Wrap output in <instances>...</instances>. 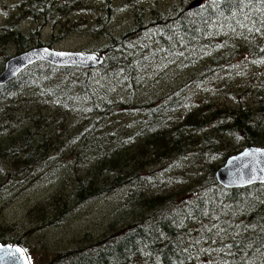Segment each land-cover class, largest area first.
I'll return each instance as SVG.
<instances>
[{
    "label": "trees",
    "instance_id": "1",
    "mask_svg": "<svg viewBox=\"0 0 264 264\" xmlns=\"http://www.w3.org/2000/svg\"><path fill=\"white\" fill-rule=\"evenodd\" d=\"M22 1L18 11L33 27L70 18L75 28L99 33L116 10L114 0L94 1L100 7L90 0ZM121 4L127 11L134 5V28L128 33L132 40L125 49L124 36L104 37L108 43L96 50L104 56L96 69L105 80L137 79L158 56L166 61L176 58L185 67H198V78L212 79L239 58L243 70L246 66L255 68L254 84L243 91L251 101L229 107L211 97L192 99L191 92L189 98L177 96L182 89L178 88L144 103L116 100L111 105V93L100 86L103 80L93 70L56 68L44 63L28 67L15 80L0 86V103L14 102L16 82L32 80L34 91L42 97L36 102L61 114L52 112L41 120L44 127L55 124L56 132L41 133L36 127L24 139L0 144V160L7 167L1 173L7 186L15 187L17 180L40 172L50 156L65 150L75 154L71 160L74 165L85 158L96 163L88 165L87 177L74 176L71 191L64 194V188L58 190L63 203L54 204L49 217L39 204L27 212V217H35L31 220L36 225H45L62 216L68 202L79 207L98 197L117 195L120 190L128 192L127 200L132 198L138 211L128 224H110V230L125 225L119 232L77 251L60 253L48 264H264V185L227 190L214 180L215 170L229 156L247 147H264V0H210L194 9L173 5L165 14L158 12L154 4L150 32L143 27L152 7L147 8L141 0H121ZM81 10L88 14L87 20L75 18ZM16 17L13 14L10 19ZM1 34V41L15 45V55L42 47L40 40L35 45L29 43L19 23L2 29ZM235 37L242 41L238 44L228 39ZM193 78L194 74L186 83ZM53 80L58 81L57 86L45 87ZM116 106L138 122L127 133L107 130L98 123ZM5 121L0 118V142L7 140L3 137L7 130L11 134L14 129ZM73 126L76 143L71 138L66 142ZM35 136L40 137L38 142ZM226 137L233 141L228 142ZM75 148L79 152L73 153ZM213 156H219L217 165L211 164ZM161 165L175 166L179 174L193 169L179 193L172 191L163 196L160 187L157 194L145 187V177L152 176V168ZM0 242L18 245L28 253L29 247L16 235ZM44 259L40 254V260Z\"/></svg>",
    "mask_w": 264,
    "mask_h": 264
},
{
    "label": "rangeland",
    "instance_id": "2",
    "mask_svg": "<svg viewBox=\"0 0 264 264\" xmlns=\"http://www.w3.org/2000/svg\"><path fill=\"white\" fill-rule=\"evenodd\" d=\"M90 1L92 5L100 7L94 2L97 0ZM114 1L116 10L111 12V22L99 29V33H97L85 27L75 28L74 22L70 18H64L58 24L36 25L33 27L29 19L23 18L18 11V7L23 4L22 0H0V37H3L1 34L2 29L19 23L20 31L29 37V43H34L35 45L36 41L40 40V46L44 49L51 48L56 51L98 54L99 52H96V50L100 49L104 43L107 44V39L111 37L118 39L121 36L125 37L123 38L122 47L127 49L132 40V36H128L129 29L134 28L131 25L135 18L132 13L134 5L131 4L127 11L124 9V4H121V0ZM194 1L204 4L210 0H141V3L146 5L147 8L152 7L151 11L144 17L146 24L143 29L148 30V27L153 24L152 12L156 9L154 4L159 8L160 11L158 12L165 14L173 5L187 9ZM13 14L17 16L14 20L10 19ZM75 18L87 20L89 16L81 10ZM35 30H39L38 34L30 36ZM53 38L55 39L54 43L51 42ZM228 39L238 44L242 41L239 37ZM100 52L103 51L100 50ZM14 55L15 45L13 46L11 43H4L0 40V74L4 68L5 58H11ZM39 57L41 60L42 54ZM238 60L239 58H237L236 64L226 66L223 71L216 73L212 79L198 78L200 75L198 67H185L176 58L167 59L166 61L160 56L148 66L149 68L145 73L132 81H126L122 78L112 81L110 79L105 80L98 69L93 71L99 79L103 80L100 86L111 93L112 98L109 100L111 105L116 100L123 102L134 100L135 102L141 101L140 103H144L161 97L162 94L169 90L182 88L177 92V96L186 95L189 98V92H191L192 99L211 97L218 99L222 105L236 107L237 105H246L243 102L251 101L248 98V93L243 91L251 89L250 85L254 84L252 78L255 74L254 67L246 66L247 69L243 70L244 66ZM193 74L195 78L186 83L188 77ZM57 85L58 81L53 80L48 82L45 87L52 88ZM33 86L34 82L32 80L27 78L18 80L15 86L18 93L13 97L14 102L6 101L0 103V118L6 119L5 125L10 124L14 128L11 134H9L10 130L5 132L3 137L7 140L1 141V146L20 138L24 139L36 127L41 133L53 130L56 132L55 124H49L44 127L41 125V120L45 115H50L52 112H54L53 115L61 114L56 112V109L52 108L51 110V107L37 103L36 101L41 100L42 97L38 92L34 91ZM249 109H253L252 104H249ZM69 122L70 120H67V123ZM98 123L102 124L107 130L117 129L124 133H127L138 124L132 114L123 108H119V106L109 109L105 117L98 120ZM73 125L75 126L76 122ZM74 126L68 133L69 136L65 139L66 142L71 138L76 143V138L73 137ZM85 132L89 135L91 134V131ZM85 132L81 135L82 138L86 137ZM65 133L67 136V130ZM226 138L228 142L233 141L230 137ZM34 139L38 142L40 137L35 136ZM53 141L51 140L47 147ZM62 144L68 145V143ZM72 152H79V148H75ZM74 156L75 154L71 155L70 150L50 156L49 162L44 169L30 177H22V179L17 180L15 187L7 186L6 177L1 173V170H7V167L0 160V186L3 185V190H0V239L7 240L15 237V235L18 236L19 240L29 247L28 253L33 264H48L60 253L73 252L96 244L106 236L119 232L125 226L110 230V224L118 225L124 221L128 224L138 212L134 209L135 203L132 198L127 200L126 195L128 192L120 190L117 195L111 194L98 197L79 205V207L68 202L69 204L64 208L67 211L62 216L50 219L45 225H36L31 220L35 217H27L28 211L39 204L41 208L49 212L46 216L49 217L53 212V205L63 203V198L57 195L58 190L64 188V194L68 193L73 188L75 175L85 178L88 176V165L96 166L95 160L86 158L80 164L74 165L73 161H71ZM211 160L214 161L211 164L217 165L220 162L219 156H213ZM161 166L162 168H152L153 175L145 177L144 185L155 194H157V188L160 187L161 191L159 193L163 196L168 195L172 191L179 193L184 179L186 177L189 178L193 172V169L190 168L185 171L187 174H179L180 170L176 169L175 166L171 168H169L171 165L168 168L166 165ZM2 178L4 179L2 180ZM84 239H89L90 242L82 244L81 241ZM0 244L4 245L3 243ZM40 254L45 256L44 260H40Z\"/></svg>",
    "mask_w": 264,
    "mask_h": 264
},
{
    "label": "water",
    "instance_id": "3",
    "mask_svg": "<svg viewBox=\"0 0 264 264\" xmlns=\"http://www.w3.org/2000/svg\"><path fill=\"white\" fill-rule=\"evenodd\" d=\"M199 5V1H194L190 8ZM40 54H42L41 60L57 67H76L90 70L103 63L101 56L91 53L56 52L44 48L30 50L7 61L4 72L0 76V85H5L10 80L15 79L21 71L38 62ZM215 180L218 185L225 189L264 184V149L247 148L237 156L230 157L225 165L215 172ZM0 264L29 263L25 253L19 247L0 245Z\"/></svg>",
    "mask_w": 264,
    "mask_h": 264
},
{
    "label": "bare ground",
    "instance_id": "4",
    "mask_svg": "<svg viewBox=\"0 0 264 264\" xmlns=\"http://www.w3.org/2000/svg\"><path fill=\"white\" fill-rule=\"evenodd\" d=\"M64 199H65V198H64ZM67 199H68V198H67ZM67 199H66V200H67Z\"/></svg>",
    "mask_w": 264,
    "mask_h": 264
}]
</instances>
